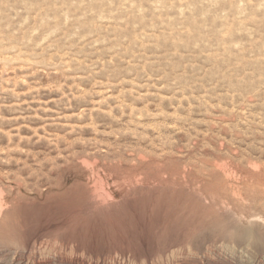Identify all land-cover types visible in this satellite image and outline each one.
I'll return each instance as SVG.
<instances>
[{"label":"rangeland","instance_id":"obj_1","mask_svg":"<svg viewBox=\"0 0 264 264\" xmlns=\"http://www.w3.org/2000/svg\"><path fill=\"white\" fill-rule=\"evenodd\" d=\"M0 264H264V0H0Z\"/></svg>","mask_w":264,"mask_h":264},{"label":"bare ground","instance_id":"obj_2","mask_svg":"<svg viewBox=\"0 0 264 264\" xmlns=\"http://www.w3.org/2000/svg\"><path fill=\"white\" fill-rule=\"evenodd\" d=\"M256 227H260V226H256ZM246 228V227H245ZM251 230L250 231H245L246 233L244 235H247L248 237L252 238L251 240L255 241L257 239V236L259 235L257 232L258 235H256V233L252 230V228H250ZM257 231V229H256ZM243 233V232H242ZM238 234V233H237ZM240 235V234H239ZM241 236V235H240ZM246 237V236H245ZM243 238V237H242ZM256 243V242H255ZM253 244V243H252ZM256 256V255H255Z\"/></svg>","mask_w":264,"mask_h":264}]
</instances>
